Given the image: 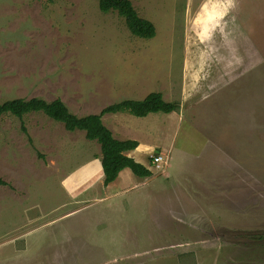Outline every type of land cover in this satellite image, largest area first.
Wrapping results in <instances>:
<instances>
[{
    "label": "rangeland",
    "instance_id": "obj_1",
    "mask_svg": "<svg viewBox=\"0 0 264 264\" xmlns=\"http://www.w3.org/2000/svg\"><path fill=\"white\" fill-rule=\"evenodd\" d=\"M130 2L152 39L98 0H0V104H178L111 114L153 176L122 170L107 189L99 168L74 198L61 180L99 145L41 112L2 116L0 264H264V0Z\"/></svg>",
    "mask_w": 264,
    "mask_h": 264
},
{
    "label": "trees",
    "instance_id": "obj_2",
    "mask_svg": "<svg viewBox=\"0 0 264 264\" xmlns=\"http://www.w3.org/2000/svg\"><path fill=\"white\" fill-rule=\"evenodd\" d=\"M98 9L103 14L116 12L119 17L123 18L128 31L137 38L149 40L155 36L153 24L138 16L130 0H98ZM177 109L178 104L165 102L159 92L149 93L142 100H122L104 107L99 114L80 117L72 114L60 99L51 102L39 98L13 99L0 104V119L4 115L20 119L29 113L41 112L53 121L62 124L67 132L82 131L86 140L94 141L99 145L103 186L106 187L113 183L124 169H129L139 178H149L152 173L126 155L127 152L137 148V141L115 139L111 131L103 125L102 116L127 113L143 118L149 114H169L176 112ZM21 128L25 131L24 127Z\"/></svg>",
    "mask_w": 264,
    "mask_h": 264
},
{
    "label": "crops",
    "instance_id": "obj_3",
    "mask_svg": "<svg viewBox=\"0 0 264 264\" xmlns=\"http://www.w3.org/2000/svg\"><path fill=\"white\" fill-rule=\"evenodd\" d=\"M214 5V6H213ZM209 10L211 11V13H209V15L207 16V18L209 16H222L224 13V9L221 5L217 4V3H212L211 6H209ZM216 18V17H214ZM197 20L200 21L201 23V19L202 18H196ZM103 109V108H102ZM101 109V110H102ZM97 111V112H92L90 114H99V112L101 111ZM90 114H86V115H90ZM118 114V113H116ZM106 116H103L101 118L103 125L109 129L113 135V137L117 140H131L128 138H125L124 136V132H122V129L118 126L119 120L117 122H115L113 119V117L115 115H111V114H105ZM85 116V115H84ZM105 119H111V125H107L105 123ZM112 127H114L115 131H118L119 134L115 133L114 130L112 129ZM84 134V133H83ZM119 136H117V135ZM136 141V140H135ZM138 143V142H137ZM100 149V148H99ZM146 149L148 150L149 147L148 146H142L141 144H139V146L137 147V150L134 151L133 153H126L127 156L131 157L132 159H134V154L139 155V153H142L143 151L146 152ZM100 152V151H99ZM99 154V153H98ZM97 156V155H96ZM94 156V157H96ZM101 156V155H100ZM94 157H92L91 159L89 158V160H87L86 162L79 164L73 171H71L65 178H63L61 180V185L64 188V190L67 192V194L74 198L77 197L81 194H83L85 191V188H81L79 190L80 193H77V190L75 189L77 187V185L81 184L82 182H84L86 179H88V184L91 183L92 178L90 176H92V174L95 171H98V169L100 168L101 170V164H100V160H96L94 159ZM135 162L140 163L141 165H144L145 163L142 162V160L139 159H134ZM124 170H129V169H124ZM149 170V169H148ZM152 172V171H151ZM121 173V172H120ZM101 174L103 175V172L101 170ZM152 176H153V172H152ZM151 176V177H152ZM149 177V178H151ZM114 183V182H113ZM86 185V186H87ZM108 186H113L112 183L109 184ZM104 188V187H103ZM105 188H109V187H105ZM104 188V189H105ZM82 191V192H81Z\"/></svg>",
    "mask_w": 264,
    "mask_h": 264
},
{
    "label": "built area",
    "instance_id": "obj_4",
    "mask_svg": "<svg viewBox=\"0 0 264 264\" xmlns=\"http://www.w3.org/2000/svg\"><path fill=\"white\" fill-rule=\"evenodd\" d=\"M150 160H149V165L152 167V166H157L161 161H162V156L159 155V156H151L149 157Z\"/></svg>",
    "mask_w": 264,
    "mask_h": 264
}]
</instances>
